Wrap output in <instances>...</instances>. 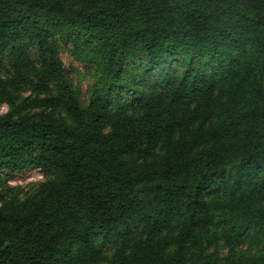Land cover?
Masks as SVG:
<instances>
[{
  "label": "trees",
  "instance_id": "obj_1",
  "mask_svg": "<svg viewBox=\"0 0 264 264\" xmlns=\"http://www.w3.org/2000/svg\"><path fill=\"white\" fill-rule=\"evenodd\" d=\"M3 104L0 264H264V0H0Z\"/></svg>",
  "mask_w": 264,
  "mask_h": 264
},
{
  "label": "rangeland",
  "instance_id": "obj_2",
  "mask_svg": "<svg viewBox=\"0 0 264 264\" xmlns=\"http://www.w3.org/2000/svg\"><path fill=\"white\" fill-rule=\"evenodd\" d=\"M60 58L64 67L70 71V79L73 86L80 92V101L85 103L88 98L89 88L92 84L90 72L80 66L64 49H61ZM6 110L7 106L5 104L0 106L1 114L5 113ZM1 177L0 205L2 203L1 198L23 200L25 197L32 195L37 187L46 179L42 170H27L9 178Z\"/></svg>",
  "mask_w": 264,
  "mask_h": 264
},
{
  "label": "built area",
  "instance_id": "obj_3",
  "mask_svg": "<svg viewBox=\"0 0 264 264\" xmlns=\"http://www.w3.org/2000/svg\"><path fill=\"white\" fill-rule=\"evenodd\" d=\"M34 171H40V169H34Z\"/></svg>",
  "mask_w": 264,
  "mask_h": 264
}]
</instances>
